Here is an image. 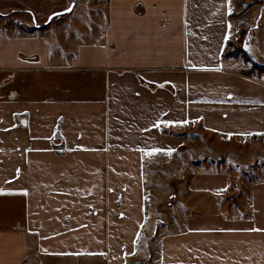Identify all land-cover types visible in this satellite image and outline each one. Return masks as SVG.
<instances>
[{"label": "crops", "instance_id": "obj_1", "mask_svg": "<svg viewBox=\"0 0 264 264\" xmlns=\"http://www.w3.org/2000/svg\"><path fill=\"white\" fill-rule=\"evenodd\" d=\"M232 14L229 0H107L100 39L66 66L49 65L47 35L0 28V264H95L106 246L102 264H264V185L246 180L238 220V174L216 162L185 184L180 230L158 239L157 217L139 242L147 161L172 168L198 133L264 142V77L225 56Z\"/></svg>", "mask_w": 264, "mask_h": 264}, {"label": "rangeland", "instance_id": "obj_2", "mask_svg": "<svg viewBox=\"0 0 264 264\" xmlns=\"http://www.w3.org/2000/svg\"><path fill=\"white\" fill-rule=\"evenodd\" d=\"M106 4L107 0H0V28L9 29L12 34L47 35L45 38L49 46V65L66 66L75 55L76 44L97 42L100 39L103 33V13ZM72 5L73 9L70 13L56 17L50 24L40 28L52 15L63 12ZM229 7L233 16L229 23V26L231 25L230 46L226 47V52L228 51L232 55L228 57L236 58V61L245 65L247 73L264 77V70L258 66L253 67V61L247 59L244 53L246 50L257 64L264 67V0H229ZM25 10L29 12L25 13ZM33 24L38 28H33ZM55 53H60L61 59L53 60ZM236 67L239 65L233 64L232 68ZM194 135L198 138L199 143L193 146H190L188 142L185 143V150L173 156L174 166L172 168L170 164H164L165 161L161 164L160 160L147 161L145 164L147 215L146 226L139 239L140 244L149 233L154 231L157 217L161 221L167 222L160 225L158 239L161 240L170 231L179 229L180 223L177 219L179 214L177 215V213H181L183 206L187 205L182 199L183 190L196 175L210 173V168L214 165L213 162H216V169L213 171L220 168L224 172H228L229 177L238 174L240 181L238 201L241 207H237L238 201L236 203L232 198L231 207L235 210L234 215L238 220H247L250 210L246 209V202L243 200L245 183L246 180L249 181L248 178H254L258 180H253L251 186L254 184L264 185V142H248L237 147L231 141L217 143L209 141L212 138L201 133ZM221 157L224 158L223 163L219 162ZM228 164H233L234 172L224 170L225 165ZM173 180L174 185L171 183ZM178 188L180 190L179 199L173 200ZM233 191L235 192L233 183H231L225 193L228 192L227 194L232 196ZM210 210L212 211V207ZM189 211L191 215L196 213L195 210H191V207H189ZM229 212V210L226 212L227 219L235 218ZM108 251L109 248L106 246V253L95 256V264H102ZM46 257L43 264H48L49 261L56 264H76L77 262V259L72 255H68L70 260L58 259L62 256H55L52 259L49 255Z\"/></svg>", "mask_w": 264, "mask_h": 264}, {"label": "trees", "instance_id": "obj_3", "mask_svg": "<svg viewBox=\"0 0 264 264\" xmlns=\"http://www.w3.org/2000/svg\"><path fill=\"white\" fill-rule=\"evenodd\" d=\"M24 12L26 13V12H29V11L25 10ZM30 14H31V16H33L32 13H30ZM33 28H38V26H36L35 24H33ZM40 28H43V26H40ZM228 45L230 46V42H228ZM243 49H244V48H243ZM244 53H245V55H246V58L250 60L251 58H250V56H249V54L247 53L246 50H244ZM231 55H232V54L229 53L228 51L225 52V56L228 57V56H231ZM251 61H253V60L251 59ZM253 64H254L253 67L258 66V67H260L262 70H264V67H262L260 64H257V63H255L254 61H253ZM249 74H250V73H249ZM250 75H252V74H250Z\"/></svg>", "mask_w": 264, "mask_h": 264}, {"label": "water", "instance_id": "obj_4", "mask_svg": "<svg viewBox=\"0 0 264 264\" xmlns=\"http://www.w3.org/2000/svg\"><path fill=\"white\" fill-rule=\"evenodd\" d=\"M69 9H70V10H69ZM69 9H67V10H65V11H63V12L56 13V14L52 15V16L48 19V21L43 25V27H44V26H47L48 24H50L54 18H56V17H61V16L65 15V14L70 13V12L72 11V9H73V5H72Z\"/></svg>", "mask_w": 264, "mask_h": 264}, {"label": "flooded vegetation", "instance_id": "obj_5", "mask_svg": "<svg viewBox=\"0 0 264 264\" xmlns=\"http://www.w3.org/2000/svg\"><path fill=\"white\" fill-rule=\"evenodd\" d=\"M46 22H47V21H46ZM44 24H45V23H44ZM44 24H43V25H44ZM43 25H41V26H43ZM44 27H45V26H44ZM44 27H43V28H44Z\"/></svg>", "mask_w": 264, "mask_h": 264}, {"label": "snow or ice", "instance_id": "obj_6", "mask_svg": "<svg viewBox=\"0 0 264 264\" xmlns=\"http://www.w3.org/2000/svg\"><path fill=\"white\" fill-rule=\"evenodd\" d=\"M70 10V9H69Z\"/></svg>", "mask_w": 264, "mask_h": 264}]
</instances>
